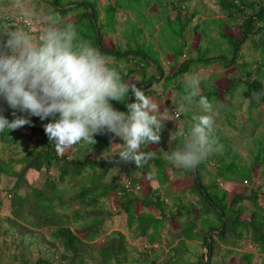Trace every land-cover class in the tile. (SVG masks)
I'll return each instance as SVG.
<instances>
[{"label": "trees", "instance_id": "1", "mask_svg": "<svg viewBox=\"0 0 264 264\" xmlns=\"http://www.w3.org/2000/svg\"><path fill=\"white\" fill-rule=\"evenodd\" d=\"M192 1L113 0V3L101 11L97 1L82 0L72 3L66 0H52L51 16L60 20L74 15L76 19L73 23L58 21L59 26L68 23L74 25L82 40L88 41L101 54L110 58L120 70L122 80L139 78L136 86L142 90L144 85L152 86L156 82L155 75L148 74V69H153L157 76L162 77L165 81L164 88L167 89L182 80L186 74H191L194 67L199 70L214 63H218L223 69L236 66L243 45L250 39H257L258 41L254 43L259 46V58L255 62L256 66L247 71L248 78L241 80L245 87L239 94L249 111L261 110L264 107V0L253 3L248 0H218L220 11L229 19H236L247 10H251L247 18L237 26L240 36L232 35L226 26L220 33L226 48L220 51L219 57H212L210 48H199L196 56H191L180 63L179 59L185 49L183 35L197 16L196 13L187 15L188 5ZM154 4L161 11V18L157 19V23H154L152 18L158 15L148 13ZM120 11L134 15L129 28L130 41L127 43V49L116 46L109 48L105 42L106 33L115 32V16ZM170 11H175L174 18L169 16ZM156 24L160 25V47L166 54L170 52L173 55V64L177 67V70L168 77H164L159 52L154 50V44L136 41L138 35H145L146 29L154 37L157 31ZM198 30L199 28L195 29L196 32ZM38 34L39 32L37 37ZM130 63L133 64L129 66ZM237 88L236 80H232L230 86L222 90L216 86L213 79H209L200 82L199 92L211 103L216 101L222 104L228 96H234ZM177 89L187 95L184 82L181 81ZM133 101L134 97L129 93L127 103ZM111 103L118 111L127 110L125 103L118 101ZM12 112L13 110L0 99V114L11 121L16 118ZM20 115L23 114L16 113V116ZM30 119V125L0 132V142L7 147H18L23 138L27 140V147L35 146L31 150L24 149L25 153L21 157L3 161L0 164V178L4 176L16 181L11 190L12 194L7 195V197L11 195L12 224L43 232L44 243L60 251L58 254L60 264L140 263L134 255L137 248L132 245L133 243L128 244L123 233H112L103 238L104 226L110 216L106 213L105 201L109 199H113L115 207L126 214L127 225L132 230L134 241L151 245L160 243L164 246L158 250H142V254L146 255L144 258L146 264L183 263L185 247L190 241H201L206 249V258H200L196 264H211L216 243L213 236L208 237L212 230L217 231L222 245L232 248L229 249L231 255L240 256L242 264H255V259L264 255V191L261 193L252 186L257 171L264 174V140H257L254 143L248 165H241L238 162L239 155H235L230 163L221 161L216 169L213 184L203 182L202 171L206 165V158L195 170L190 169L187 177L193 180V185L188 192L195 197L198 205L192 202L190 207L173 209L165 203L169 194H162L163 189L172 182L169 173L170 171L173 173L174 165L168 158H153L156 173L151 180L158 182L159 188L148 186L145 191L141 187H135L138 185L136 181L127 188L124 183L109 179L110 172L105 161L94 162L86 158H77L81 154L78 147L82 143H79L78 147L75 146L77 151L72 153V158L71 152L60 156L61 151L50 143L44 132V125L50 121L47 119L41 121L38 117ZM110 135L111 133L107 132L95 135L96 143L90 144L91 147L101 146L108 149ZM160 137L158 145L164 148L167 157L170 151L181 148L175 141L168 145L162 131ZM150 145L152 144L145 148L149 149ZM69 148L67 150L71 151ZM29 170L46 173L47 178L41 189L27 182ZM52 170L57 171V179L50 176ZM147 170L151 173L149 169ZM67 181L72 183L73 192L70 196L61 188ZM220 181L224 186L220 185ZM233 181L241 182L242 186L251 189V195L244 197L235 194L230 200L231 193L226 186ZM245 182L247 184H244ZM245 200L250 201L249 207L242 206ZM167 223L176 226L177 242L173 246L161 239L162 230ZM101 239L104 241L100 242ZM249 243L257 249L256 253L242 250ZM159 257L160 262L156 261ZM26 264L52 263L39 259L36 263L27 261Z\"/></svg>", "mask_w": 264, "mask_h": 264}, {"label": "rangeland", "instance_id": "2", "mask_svg": "<svg viewBox=\"0 0 264 264\" xmlns=\"http://www.w3.org/2000/svg\"><path fill=\"white\" fill-rule=\"evenodd\" d=\"M52 0H21L24 7L42 16H51ZM67 2H80L82 0H66ZM97 1L98 7L101 11L113 3V0H91ZM218 0H193L188 5L187 15L191 16L196 13L197 16L189 25L187 31L183 35L182 41L184 42L185 49L183 56L179 59L180 63L188 60L191 56H196V52L199 48H210L212 50V57H219L220 51L226 48V45L220 38V33L224 27H228L232 35L239 37L238 27L244 19L251 13V10H247L245 13L239 15L236 19H229L224 15L217 4ZM249 2H259L260 0H248ZM12 3V0H0V7L7 9V5ZM149 15H158L153 17V22L157 23V19L161 18V11L157 9L154 4L148 11ZM175 11H170L169 16L174 18ZM103 18V16H102ZM75 16L60 19L58 21H67L73 23ZM134 20V15L125 11H120L115 16V32L106 33V42L108 47H119L121 49H127V43L130 41L129 28L131 22ZM218 21V22H217ZM0 23L3 21L0 19ZM34 29L36 31H30L33 38H37L39 32V21L34 22ZM155 36H151V32L148 29L145 30V35H138L136 41L141 43L154 44V50L159 52V59L164 69V77H168L177 70V67L173 64V55L166 54L160 47V25L156 24ZM199 28L196 32L195 29ZM180 41V40H179ZM257 39L248 40L242 47L241 56L237 61V65L230 69H223L218 63H214L206 68L200 75L198 69L193 68L191 74H187L180 81L175 82L171 87L165 89V81L161 76H157V72L153 69H148V74H154L156 82L152 86H143V91L150 92L154 99L161 104L160 111L163 113V117L168 119L164 120L162 126V133L167 139L168 145H171L174 141L177 142V146L182 147L184 143V137L190 132L192 124L194 123L192 117L194 115L201 114L200 110L193 105L187 109L180 118L175 120L171 119L170 115H173V111L177 105L183 103V98L186 96L180 93L177 89L178 84L184 82L187 76L196 75L199 77L200 82L204 80L213 79L216 86L221 87L222 90L227 89L232 80L238 82L237 91L234 96H228L224 103L212 101L214 110L216 111L215 124L212 133V140L214 142L213 154H209L206 157V165L202 173L204 174L203 182L206 184L215 183V173L218 165L221 161L223 163H230L235 155H239L238 162L241 165L250 164L249 155L254 147V143L257 140H264V107L259 111H249L247 104H244L240 97V92L245 87L241 80L248 78L247 71L251 67H255V62L259 58V46L254 43ZM133 63L128 64L131 66ZM121 67H124L123 65ZM136 80V81H135ZM128 81V80H127ZM130 82L139 83V78L129 79ZM151 87V88H149ZM149 88V90H148ZM189 129V130H187ZM179 139V140H177ZM123 141L118 137H115L111 133L109 137V148L103 149V147H91L90 144L82 143L75 144L69 148L72 153H75L76 147L80 148V155L77 158H86L90 161L101 162L105 161L110 174L108 175L111 181L118 180L125 185H132L134 181L138 183L135 187H141L145 191L147 187L159 188L158 182L151 180L156 173V167L153 162V158H167V152L164 148H161L158 144H152L148 148H142V151L154 152L155 155L145 160L140 166H137L134 162L122 161L118 154H114L119 150V146H113L122 144ZM27 140L23 138L20 140L18 147H7L0 142V164L3 161H7L12 157H21L24 155L26 148L34 149L35 146L29 145L27 147ZM76 146V147H75ZM65 150V149H64ZM65 151H68L67 148ZM77 151V149H76ZM113 154V155H112ZM112 155V156H111ZM110 156V157H109ZM222 163V162H221ZM17 169V168H16ZM151 172L149 173L148 170ZM192 169V168H191ZM190 169H184L174 166L173 173L170 171L169 175L172 178L171 184L163 189L162 194H169L165 199L167 206L176 209L177 207H190V203L198 205L194 196H192L188 189L192 187L193 180L187 177ZM195 170V167H194ZM264 174L262 171H257V175L254 176L253 189H257L261 193L264 191ZM50 176L54 179L58 178L57 171L52 170ZM47 175L44 171L37 172L35 170H29L26 176L27 182L35 188L41 189L44 186ZM16 181L14 179L6 178L2 176L0 178V198H2L3 208L0 210V264H26L27 261L36 263L39 259L48 261L52 264L59 263V250L50 248L48 244L44 243L43 232H39L32 229H27L19 226L18 224H12L10 221L12 216L10 214V199L7 195L12 194ZM231 193L230 200L233 195L240 194L244 197L251 195V189L242 186L241 182L233 181L229 182L226 186ZM61 188L65 191L67 196H70L73 192L72 183L66 182L61 185ZM181 199V201L179 200ZM263 204V202L261 201ZM106 213L110 216L104 226V237L111 235L112 233H123L127 237V242L137 248L134 255L140 260L139 264H146L144 258L145 254H142L140 241H134L132 233L127 225V216L122 211L115 207L114 200L109 199L105 201ZM243 207H249L250 201L245 200L242 203ZM11 218V219H10ZM175 224L167 223L162 230V238L166 243L175 245L177 238L175 235ZM210 238L213 236L216 240L215 254L212 256L211 264H242L240 262V256L238 254H230L229 246H224L219 241L217 231L212 230ZM208 233V235H209ZM104 240L101 239L100 242ZM138 246V247H137ZM247 248V247H245ZM254 253L257 252L255 247L252 248ZM171 255V254H170ZM200 258H206V249L203 247L201 241H190L185 247L184 261L181 264H196ZM161 257L156 261L160 262ZM264 262V255L255 259V264Z\"/></svg>", "mask_w": 264, "mask_h": 264}, {"label": "clouds", "instance_id": "3", "mask_svg": "<svg viewBox=\"0 0 264 264\" xmlns=\"http://www.w3.org/2000/svg\"><path fill=\"white\" fill-rule=\"evenodd\" d=\"M7 11L12 22L0 23V99L16 118L9 121L0 114V132L30 125V118L38 117L50 121L44 132L58 151L79 143L94 145L95 135L107 132L123 141L113 145L119 146L114 154L122 161L140 166L155 155L141 149L159 143L162 122L168 119L152 95L122 80L110 58L82 40L74 25L59 26L56 18L34 13L21 0H12ZM36 21L39 34L33 38L29 29ZM199 85L198 76H187L184 102L169 114L179 119L193 105L201 113L192 117L183 146L167 157L184 169L196 167L214 150L216 111L200 94ZM129 93L134 97L131 103ZM111 101L125 103L127 110H116Z\"/></svg>", "mask_w": 264, "mask_h": 264}, {"label": "built area", "instance_id": "4", "mask_svg": "<svg viewBox=\"0 0 264 264\" xmlns=\"http://www.w3.org/2000/svg\"><path fill=\"white\" fill-rule=\"evenodd\" d=\"M8 15H9V13H8L7 9H4V8L0 7V19L3 21L4 24H7V23L12 22L11 20H9V19L6 18ZM11 15L14 17V13H12ZM29 31H36L34 29V25L29 29ZM174 112L175 111H173V115H174ZM175 120H177V119H175ZM74 151H76V149ZM70 152L71 151H65V150H63V151H61L59 153V155L62 156L64 154H66V153L68 154ZM244 184H247V182H245ZM220 185L221 186H224V184L221 181H220ZM127 188H129V185H127ZM10 198H11V195L8 196V199H10ZM2 205H3V203H2V201H0V208H2ZM140 246H141V250H158V249H161V248L164 247L160 243H156V244L151 245V244H148L146 242H140ZM245 247H247V248H245ZM245 247L242 249L243 251L255 252V251L252 250L253 246L250 243L247 244Z\"/></svg>", "mask_w": 264, "mask_h": 264}, {"label": "crops", "instance_id": "5", "mask_svg": "<svg viewBox=\"0 0 264 264\" xmlns=\"http://www.w3.org/2000/svg\"><path fill=\"white\" fill-rule=\"evenodd\" d=\"M105 42H106V41H105ZM106 46L108 47L107 42H106ZM109 48H111V47H109ZM121 66H122V65H121ZM203 70H204L203 68L199 69V70H198V74L200 75V73H202ZM186 75H187V74H186ZM133 244H135V243H133Z\"/></svg>", "mask_w": 264, "mask_h": 264}, {"label": "water", "instance_id": "6", "mask_svg": "<svg viewBox=\"0 0 264 264\" xmlns=\"http://www.w3.org/2000/svg\"><path fill=\"white\" fill-rule=\"evenodd\" d=\"M195 168H196V167H195ZM211 232H212V231H211ZM208 237L210 238V233H209Z\"/></svg>", "mask_w": 264, "mask_h": 264}]
</instances>
